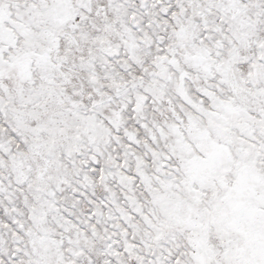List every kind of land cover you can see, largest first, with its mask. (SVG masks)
Returning a JSON list of instances; mask_svg holds the SVG:
<instances>
[{
  "label": "snow or ice",
  "instance_id": "snow-or-ice-1",
  "mask_svg": "<svg viewBox=\"0 0 264 264\" xmlns=\"http://www.w3.org/2000/svg\"><path fill=\"white\" fill-rule=\"evenodd\" d=\"M0 264H264V0H0Z\"/></svg>",
  "mask_w": 264,
  "mask_h": 264
}]
</instances>
